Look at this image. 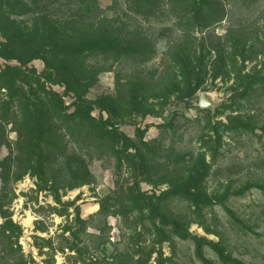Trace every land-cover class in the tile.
<instances>
[{"label": "rangeland", "instance_id": "rangeland-1", "mask_svg": "<svg viewBox=\"0 0 264 264\" xmlns=\"http://www.w3.org/2000/svg\"><path fill=\"white\" fill-rule=\"evenodd\" d=\"M18 1L11 0L15 12L25 4L35 10L30 0L23 5ZM135 1L98 3L105 15L116 13L119 27L126 26L123 35L138 31L146 50L130 62L124 56L99 64L88 60V68L98 73L85 82L80 100L66 95L65 84L43 59L27 62L25 56L23 69L30 71L36 90L57 93L68 112L90 105L91 115L116 131L118 152L109 153L105 144L95 150L91 136L81 130L61 140L66 146L63 164L44 165L35 159L32 167L23 162L16 173V163L9 162L14 142L1 141L0 204L8 206L21 228L13 240L27 264H264V0H220L227 19L202 33L182 28L186 34L178 27L169 31L163 16L141 19ZM39 13L10 20L29 26ZM3 27L5 14L0 15ZM203 38L205 51L200 47ZM5 42L0 35V44ZM178 58L193 61L186 80ZM7 64L0 55V70ZM204 93L216 103L211 110L200 107ZM237 124L242 129L227 131ZM6 131L16 140L11 125ZM216 133L222 139L214 160L203 144ZM182 144L190 161L170 164ZM202 156L209 166L204 165L201 177L207 202L195 209L187 197L170 198L161 209L168 219L180 220V238L171 222L145 220L172 182L185 184L187 169ZM4 171L10 179L6 190ZM120 192L132 193L143 210L117 212L121 205H131ZM105 200L108 207L102 210ZM153 222L167 231L165 237L147 232ZM5 245L0 235V252Z\"/></svg>", "mask_w": 264, "mask_h": 264}, {"label": "trees", "instance_id": "trees-1", "mask_svg": "<svg viewBox=\"0 0 264 264\" xmlns=\"http://www.w3.org/2000/svg\"><path fill=\"white\" fill-rule=\"evenodd\" d=\"M30 1L35 10H30L31 7L25 4L17 13L12 9L11 0H0V15L5 14V27L0 30V35L6 41L4 44H0L2 46L0 55L8 62L5 68L0 70V143L5 141V145H7L14 142L15 147L9 162L11 165L16 163V173L23 169V162H26L29 167H32L33 162L36 161H43L44 165V162L56 166L63 164L61 160L66 155V146L62 145L61 140H64L68 134H76L81 130H86L87 134L91 136L93 143L97 145L95 150L102 148L105 144V149L115 155L118 152L115 148L117 133L113 128H109L111 125H106L102 119H95L91 115V106L88 104H74L80 106H76L74 112H68L63 98L57 93L36 90V81L29 78L28 75L30 71L23 69L26 66L24 58L28 57L27 62L37 58L43 59L46 67L56 72L55 76L65 84L66 95L71 94L80 100L85 95L83 92L87 85L85 82L98 73L97 71L94 73L91 68H88V60L99 64L100 61L117 60L118 57L124 56L127 58V62H130L131 57L140 55L146 50L145 39L138 35V31L123 35L122 31L126 26L119 27L122 21L115 12L112 17L105 15L98 0ZM250 1L244 0L245 4ZM18 3L24 4L23 0ZM135 5L142 16L141 19L146 22L150 18L157 19L163 16L169 31L178 27L180 32H185L184 34H186V30L182 28L189 30L196 28L199 33H202L220 24L228 17V11L224 9L220 0H136ZM164 7L168 9L169 15L166 14L165 10L167 9ZM6 9H10V11L8 12ZM38 10L40 11L39 17L34 19L29 26L21 27L15 25V21L10 20L11 17H24L30 12L38 15ZM154 15L157 17H153ZM204 40L205 38L200 41L203 51L207 49L204 46ZM212 48L213 44L211 43L208 45V49L211 51ZM12 62H17V64L11 65ZM176 64L186 80V73L191 67L193 68V61L190 58H178ZM58 70H64V72L60 73ZM100 71L108 70L102 68ZM72 72L81 78L78 79ZM240 124H237L234 130L228 129L230 128L228 126L227 131L233 133L239 128L242 129ZM10 125L12 132L16 133L14 141L9 138L6 131V126ZM252 131L249 129L248 132ZM214 136L205 141L203 147L208 148L212 159L216 160L220 153L222 138L219 133ZM57 141L60 143L58 144ZM184 147L182 144L181 149L172 154L170 164L179 165L180 162L188 163L190 161L186 160L187 157L188 159L190 157L184 154ZM36 152H39L38 158L35 157ZM129 158H131L128 160L130 163L132 155H129ZM35 159L37 160L35 161ZM204 165L209 169L202 156L194 168L187 169V176L182 179L185 184L172 182L173 187L169 193L162 198H157V205L152 207L151 216L145 217V220L160 217L158 222H162V225L171 222L175 236L179 237L181 234L178 230L181 224L180 220L177 218L170 220L167 215L162 213L163 202L170 198L184 200L183 197L185 199L187 197V202L195 209H199L206 203L207 195L201 193L203 179L201 177L205 176L202 171ZM3 168V162L0 161V169ZM84 173L87 175L86 171ZM2 176L6 190L10 179L8 175H5V171ZM120 193L122 195L124 192ZM123 195L124 198H128L131 205H121L117 212L127 215L137 209L143 210L141 203L136 202L134 199L136 197L132 193L128 192ZM7 207L0 204V214L5 221V225L0 227V235L5 238V242H8V245H5V250L0 252V264H27L24 254L21 255L22 251L17 246V241L13 240V233H16L17 230L21 232V228L13 222ZM107 207L108 203L105 200L101 209L106 210ZM142 210L139 211L143 214ZM153 223L147 232L165 237L167 231L157 222ZM176 232L179 234L177 235Z\"/></svg>", "mask_w": 264, "mask_h": 264}, {"label": "water", "instance_id": "water-1", "mask_svg": "<svg viewBox=\"0 0 264 264\" xmlns=\"http://www.w3.org/2000/svg\"><path fill=\"white\" fill-rule=\"evenodd\" d=\"M200 107L206 110H211L215 107L216 103L212 98L211 94L204 93L200 100Z\"/></svg>", "mask_w": 264, "mask_h": 264}]
</instances>
